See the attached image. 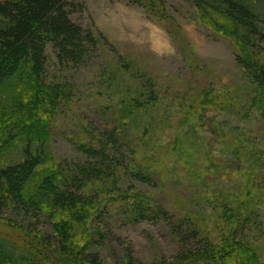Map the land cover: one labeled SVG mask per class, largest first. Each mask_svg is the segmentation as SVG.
Instances as JSON below:
<instances>
[{
    "label": "rangeland",
    "instance_id": "obj_1",
    "mask_svg": "<svg viewBox=\"0 0 264 264\" xmlns=\"http://www.w3.org/2000/svg\"><path fill=\"white\" fill-rule=\"evenodd\" d=\"M251 1L264 17V0ZM67 2L70 19L96 42L75 63H59L50 44L45 50L46 79L63 93L40 168L81 176L79 193L91 202L71 249L96 253L101 264H158L180 251L173 231L184 242L217 243L242 220L240 237L264 264V119L251 105L256 88L236 59L238 45L192 0ZM258 52L264 59V43ZM111 133L114 164L102 163L114 166L110 174L84 176L79 168L100 160L85 147ZM23 139L0 149V165L21 160ZM31 214L7 216L49 239L52 218ZM26 234L0 220L8 251L30 244Z\"/></svg>",
    "mask_w": 264,
    "mask_h": 264
},
{
    "label": "trees",
    "instance_id": "obj_2",
    "mask_svg": "<svg viewBox=\"0 0 264 264\" xmlns=\"http://www.w3.org/2000/svg\"><path fill=\"white\" fill-rule=\"evenodd\" d=\"M192 2L215 30L238 45L236 59L256 88L251 105L257 107L264 119V59L258 52L264 43L261 26L264 17L254 9L251 0ZM67 3V0H0V149L12 139L24 138L21 160L0 165V220L19 232L33 234V241L25 243L18 254L8 251L6 242H0V264H101L96 253H75L69 244L72 229L91 211L88 207L91 202L79 193L81 176L40 168L45 161L41 148L48 136L49 118L63 93L60 85L46 79L45 50L50 44L59 63H75L81 62L89 46L96 42L91 32L70 19ZM113 135L104 138L97 148L85 147L86 153L93 158L98 155L100 160L79 168L84 176L91 174L102 179L110 174L114 166L108 169L102 163L107 160L114 164L109 160L111 150H108L115 143ZM242 159L247 162V158ZM257 165L255 161L252 164ZM158 211L163 210L157 209L154 214ZM2 212L24 215L31 212L30 217L37 219L47 213L52 218L48 225L52 235L40 240L35 230L12 221ZM245 214L244 221L248 220V211ZM242 223L237 222L238 226ZM238 226L232 236L217 243L208 239L184 242V236L173 231L182 243L180 251L169 261L158 264H261L255 249L240 237ZM120 264L132 263L127 258Z\"/></svg>",
    "mask_w": 264,
    "mask_h": 264
}]
</instances>
